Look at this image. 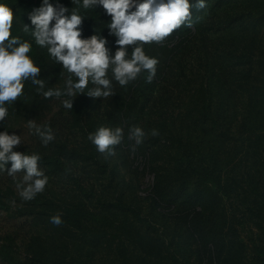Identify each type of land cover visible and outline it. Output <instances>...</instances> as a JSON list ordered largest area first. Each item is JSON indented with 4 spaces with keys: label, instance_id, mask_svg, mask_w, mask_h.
<instances>
[{
    "label": "trees",
    "instance_id": "trees-1",
    "mask_svg": "<svg viewBox=\"0 0 264 264\" xmlns=\"http://www.w3.org/2000/svg\"><path fill=\"white\" fill-rule=\"evenodd\" d=\"M212 1L210 10L191 9V28L175 31L163 46L144 45L159 60L152 83L143 76L126 87L113 81L115 95L103 102L86 95L89 83L57 119L45 117L57 98L45 99L31 81L6 105L0 131L20 135L14 151L38 153L48 180L64 191L45 188L22 201L13 179L0 187V212L36 227L22 246L11 235L2 238L1 264H264V0ZM49 2L77 7L72 0ZM0 3L12 9V35L32 44L28 55L45 88L62 89L68 73L22 31L32 27L29 13L42 0ZM80 13L82 38L100 32L114 53L102 7ZM102 108L109 127L124 129L127 146L132 125L160 133L135 151L154 179L145 199L125 196L116 162L87 139ZM29 119L50 125L55 140L43 146L29 133ZM67 133H79L82 144H71ZM85 167L107 176H91ZM57 213L59 227L49 222Z\"/></svg>",
    "mask_w": 264,
    "mask_h": 264
},
{
    "label": "clouds",
    "instance_id": "clouds-1",
    "mask_svg": "<svg viewBox=\"0 0 264 264\" xmlns=\"http://www.w3.org/2000/svg\"><path fill=\"white\" fill-rule=\"evenodd\" d=\"M72 3L77 7L70 10L42 0V5L29 13L32 27L23 25L22 28L68 73L62 89L45 88L44 80L39 78L40 68L28 55L32 44L12 35V9L0 3V122L6 121L8 116L6 105L15 103L24 95L26 81H31L37 93L45 99L68 97L61 103L70 110L73 99L78 94H85L89 83L93 87L86 95L92 98L115 95L113 81L126 87L143 76L146 83H152L159 60L146 55L144 45L163 46L175 31L192 27V8L199 11L206 7L205 0H72ZM97 6L102 7L110 17L107 28L109 35L115 37L114 53L110 52L106 46L108 41L100 32L82 38L81 26L85 18L80 8L88 10ZM27 128L45 147L55 140V134L48 124L40 125L29 119ZM159 134L157 129L146 133L142 127L132 125L127 131V139L132 142L129 151L135 153L148 135L157 137ZM124 135V129L120 126H100L94 132H89L87 139L107 159L116 155L115 149L123 141ZM21 144L20 135L15 132L9 134L8 130L0 131V172L13 179L22 201H31L44 192L48 177L39 166L41 156L38 153L14 151ZM67 172H71V169H66ZM49 222L61 226V214L50 216Z\"/></svg>",
    "mask_w": 264,
    "mask_h": 264
},
{
    "label": "rangeland",
    "instance_id": "rangeland-1",
    "mask_svg": "<svg viewBox=\"0 0 264 264\" xmlns=\"http://www.w3.org/2000/svg\"><path fill=\"white\" fill-rule=\"evenodd\" d=\"M223 1V0H222ZM213 5L212 0H206V7L205 9L210 10L211 6ZM205 13H207L205 11ZM203 12V15H205ZM95 100H99L101 102L104 101V98H95ZM62 103L59 99H56L52 105L50 111L45 113L46 118H53L57 119L59 116V109L61 108ZM92 124L95 125L96 128L100 126H108L107 118L104 114V109H100L97 113V116L93 117ZM23 128L20 130L22 131ZM72 131V130H70ZM64 132H68L66 129ZM26 132L24 131L23 134ZM28 133V131H27ZM68 139L71 144H76L80 146L82 144V137L79 133H67ZM116 155L111 157V160L116 162V176L123 180L120 182L121 185H125V196L131 197L132 194H136L141 199H145V196L150 194L151 187H153V175L149 173H144L143 171L147 170V166L140 164L139 160L136 162V154L129 151V146H127L126 139L124 137L123 141L120 145H118L115 149ZM138 163V164H137ZM85 170L90 173L91 176H101L106 177L107 173L104 175L98 174L93 172V167H85ZM96 177V179H97ZM19 177H17L18 179ZM9 176H5L0 174V187L5 188L6 186L10 185ZM52 180V179H50ZM48 180V184L46 188H58L60 193H63L64 188H61L60 185H55ZM53 181V180H52ZM95 183V180L91 181ZM54 186H52V185ZM143 207H147L148 205L143 202ZM36 231V227L34 224L27 219L24 218H16L14 219L11 213L9 212H0V242L3 237L11 235L12 238L17 242L20 246L23 245L25 240L29 238L32 234ZM1 264V263H0Z\"/></svg>",
    "mask_w": 264,
    "mask_h": 264
}]
</instances>
